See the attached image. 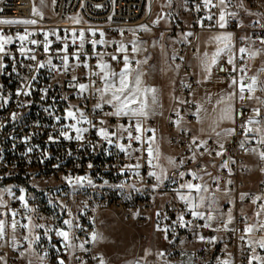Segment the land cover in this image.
I'll list each match as a JSON object with an SVG mask.
<instances>
[{"label":"built area","instance_id":"2783aa9c","mask_svg":"<svg viewBox=\"0 0 264 264\" xmlns=\"http://www.w3.org/2000/svg\"><path fill=\"white\" fill-rule=\"evenodd\" d=\"M149 1L50 0L49 14H44L39 9L42 16H37L32 11L34 7L38 8L34 0H0V20L35 19L37 23L27 27L34 33L30 39L40 42L37 45L26 44L33 50L28 55L37 57L35 61L20 55L18 52L19 41H14L13 44L6 46L10 55L3 59L6 68L0 70V98L8 100L7 104L0 107V185H11L16 197L21 195L19 189L24 188L25 193L23 194L31 208V192L37 193L43 200H46L49 191H55L56 187L63 190L65 201L75 202L74 212L70 211L71 219L84 228V232L73 229L80 237L74 243L79 245L83 240H89V243L85 244L87 251L81 250L79 247L68 250L63 240L54 235L51 242L38 247L40 257H45L43 260L48 264H58V260L61 258L65 260V264H100L102 256L97 251L95 242H91L90 235L97 232V211L105 207L125 208L128 210L130 218L134 219L135 217L142 221L152 219L156 228L159 224L161 229L165 226H173V221L180 213H184L185 221L193 220L196 224H203V220H194L174 191L179 188V184L186 181L207 186L211 191L224 189L231 193L235 202L234 227H228V230H225L221 223L218 229H190L181 228L177 224L173 226L174 232L169 231L168 239L164 238V232L159 231L166 244V248L162 250L166 253L164 257L158 256L157 260L135 258L131 261L132 264H135L137 260H140L141 264H218L219 259H229L232 264H249L252 250L248 245L250 234H245L243 229L250 221L248 214L240 210L239 205H251L252 214L256 215L261 211L260 204L264 203V199L255 204L252 203V199L256 196L264 198V177L259 179L255 187L251 186L248 179L250 167L245 159L248 149L259 145L257 143L258 136H250L245 147H240V142L245 140V134L240 125L246 123L249 117L256 120L262 119V115L255 116L252 113L250 105L252 99L240 101L235 98V110H242L243 115L235 117V134L224 150H220L214 138L201 139L186 128L178 129L176 122H174L175 124L171 123L169 143L175 149L173 156L175 168L162 183H158L155 177L148 175L149 172H155L157 166L154 168L147 163V143L142 145L139 142H133V148H139L140 151H132L129 156L121 152L114 144L109 145L102 141L95 134L101 126L98 123L99 119L108 121L104 126H107L110 131H114L116 125L124 123L126 118H107L99 109L96 110V113H91L94 104L98 102V94L85 93L84 97H81L77 94V88L69 86L70 84L90 83L89 71L98 70L94 67L97 63L96 53H108L105 56L106 61L110 60L112 54H117L115 50L118 46L119 35L130 28H138L143 23V19L149 13ZM257 2L259 1L257 0ZM213 3H218V0H213ZM197 5H201L199 10H197ZM237 9L238 0H231V3L227 4L226 13H235V18L226 16L227 28L221 29L216 24L219 19V8H204L202 0H185V12L189 18L186 29L188 35L180 44L175 61L182 67H187L189 56L197 55V36L204 30L232 32L235 48L250 47L253 50H260L264 59V44L257 39L258 36L264 38V28L260 27V25H264V19L257 18L245 22L240 18ZM209 14L213 15L211 21L205 19ZM200 22L205 26L201 27ZM209 24L214 26L207 27ZM24 27L0 24V33L15 37L17 32H24ZM81 32L85 37L83 49L79 48ZM45 33H48V40L52 41L47 53L43 50ZM73 33L76 38L75 44L72 42ZM101 33L103 36L100 35ZM242 37L251 39H241ZM100 39H103L105 43L97 44L93 48L91 41ZM65 44L68 45L67 54L69 55L67 69L58 58L65 54L61 51ZM73 53H81V61L87 62L89 68H84L82 64L77 67ZM117 55L122 58L124 53ZM259 57L260 55L254 58L244 55L243 59H237V64L240 67L247 66L246 75L248 77L256 75L260 81H264V64L260 76L253 73V61ZM49 58L55 67L47 64ZM38 63H44L45 67L37 71ZM21 65H31L32 67ZM221 65L226 69L225 71L219 70ZM117 66L120 67L122 64ZM133 66L135 67V65ZM14 68L15 71H13ZM33 75L36 76V79L31 80L29 89L32 95L16 96L17 89L22 84H27ZM239 75V73L231 71V66L226 64L225 59H221L218 65L213 66L208 84L210 86H228L230 78ZM74 76L77 77L75 81L72 80ZM91 79L97 80L96 77ZM95 86H102V82L97 80ZM179 86L183 94L180 115L186 117L188 121H194L198 111L194 94L199 88V82L189 72ZM43 89H48L46 97L43 95ZM256 91L257 93L262 92L259 85ZM65 97L67 99H64ZM2 102L3 100L0 99V103ZM69 105L81 108L89 114L90 119L97 122V128L90 129L89 133L85 134L83 143L64 140L58 135L62 125L74 123L72 120L63 119L66 115L65 109ZM104 110H111V108L105 105ZM12 113H16L15 119H12ZM57 115L62 117L61 121L55 119ZM178 118V116L174 117L175 120ZM80 126L87 127L88 125ZM248 127H254V125H248ZM70 134L75 135L74 132H70ZM49 135L56 137L57 142H50ZM113 139L115 140V138ZM194 139L195 144L193 143ZM204 141L206 143H202ZM118 142L125 145L129 143L126 139H121ZM93 144H98L99 147L93 149ZM197 145L200 146L197 147ZM260 146L264 151V146ZM29 148H32L31 152L28 151ZM219 151H223V155H216ZM89 163L93 164L91 169L88 168ZM136 163L141 165L139 169L127 167ZM153 164L156 165L155 160H153ZM260 165L264 166V160H260ZM180 172L185 173L183 178L179 176ZM191 173H196L199 179H193ZM56 176L58 182L55 185L42 183L38 180L46 177L54 179ZM66 176H87L93 183L87 185L85 182L83 187L74 189L65 179ZM173 180L177 182L173 183ZM180 191L184 193L187 190L181 189ZM244 193H247L248 196L241 200V194ZM11 197L12 203L0 216V219L7 220L11 224L9 209H12L18 210L19 215L15 218L21 224L28 223L27 217L31 214L21 207V202L18 199ZM162 197L165 198L164 202L159 201ZM224 207L228 209L230 204L226 203ZM255 223L256 220L253 221V225ZM258 225L255 236L264 238V231L259 230ZM63 229L67 230V225ZM233 229L235 231H232ZM17 230L26 229L18 227ZM194 232L206 238L215 237L216 241L214 243L202 242L198 235H194ZM242 235L245 236L244 240L240 239ZM184 241L199 242V245L188 249L182 246ZM2 242L3 240L0 239V264H23L20 251L16 250L11 257H8ZM259 250L264 255V249ZM253 264H257V262L253 261Z\"/></svg>","mask_w":264,"mask_h":264},{"label":"snow or ice","instance_id":"6c2138e0","mask_svg":"<svg viewBox=\"0 0 264 264\" xmlns=\"http://www.w3.org/2000/svg\"><path fill=\"white\" fill-rule=\"evenodd\" d=\"M171 0H169V3ZM40 3L43 4L44 0H40ZM228 3H231V0H218V3H213V0H202V6L204 8L215 7L219 8V19L216 21V24L221 29H226L228 20L227 17L235 18V13H226V6ZM239 7H243V4L240 3ZM201 5H197V10H199ZM33 13L37 16H42L39 8L34 7ZM162 18V17H160ZM153 21V24L159 23V19ZM205 19L211 21L213 20V15L209 14ZM37 21L35 19H4L0 20V24L3 25H22L24 27V32L20 33L17 32L15 37L13 35H5L0 33V70L6 68V65L3 63V59L5 56H9L10 52L6 50L7 45H11L14 41H19L18 52L21 56H24L28 59L35 61L37 57L35 55L29 56L28 53L32 52L31 48H28L26 44L37 45L40 43L36 39H30L31 36L34 35L33 32L29 31V25H35ZM201 23V27L205 25ZM214 25L209 24L207 27H213ZM260 27L264 28V25H260ZM150 31V27L147 24L140 25L138 29H134L133 31ZM55 34V33H53ZM123 34V33H121ZM103 36V33L100 34ZM190 35V34H189ZM73 43H76L75 33H73ZM59 39V37H57ZM241 39H251L250 37H242ZM262 44H264V38L257 37ZM79 48H84V33L81 32L79 34ZM212 40L217 44L215 52L211 54L209 57L208 53H204L201 63L204 67L205 72L208 76H211L213 66L218 65V62L221 59H225L227 65L231 66V71L235 73H239V76H232L230 78V86L236 91L229 93L226 97H223L219 103L225 105V107L221 110V119L224 120H232L235 122V116H242V110H234L231 101L235 98H238L240 101H244L245 99H252V94L255 93L257 86L259 85L262 90H264V81H260L258 76L254 75L248 77L246 75V65L244 67H240L237 64V59H243L244 55L249 56L250 58H254L259 54L260 50H253L250 47H239L235 48L233 45L234 35L232 32L225 31L224 33L218 34L212 38ZM44 43H43V50L45 53L49 51L50 45L52 41L48 40V33L44 34ZM105 41L103 39L91 41L92 47L95 48L97 44H104ZM131 53H139L141 51L140 42L137 40L131 41ZM65 54L63 56L58 57L61 60L62 65L67 69L69 67V55L67 54L68 45L65 44L61 49ZM116 53H125L122 58L119 57L117 54H112L110 59L111 61L115 62L116 65H121L120 67L114 66L112 63H109L105 60V56L108 53H96L97 63L94 67L98 70H90L88 73L90 83H78V84H70V87H75L78 89V95L84 97L85 93H91L93 95L98 94V102L94 104V107L91 109V113H96V110H101L104 117L107 118H126L124 123H118L115 127L114 131H110L107 126H104L108 123L105 119H99L98 123L101 125L96 130V136H98L102 141L106 142L109 145H113L118 148L121 152L126 153L127 155L131 156L132 151L139 152V148H133V142H139L140 144L147 143V163L152 167H156L157 165L153 164V160L159 159V151L158 149H154L153 143L155 140L154 136V129L151 128H144L143 121L149 115V111L153 109L155 105H157V97H156V89L153 87H146L144 86L143 77L145 73L143 72L141 65L146 64L147 58L143 61L135 59L134 55H129L128 49L123 41L118 42V46L116 48ZM86 55V54H85ZM74 59L77 61L76 66H82L84 68H89V64L85 61H81V53H73ZM48 65L55 67L52 65L51 58L47 61ZM135 65V67L133 66ZM23 67L31 68V65H21ZM44 63H38L36 70L38 71L41 68H44ZM219 70L225 71L226 69L221 65ZM15 71V68L13 69ZM92 77H96L98 81L102 82V86H95L97 84V80H92ZM36 76L33 75L27 84H22L16 91V96H31L32 92L29 90L31 88V80H35ZM77 77H72V80L75 81ZM249 81V82H246ZM44 97L47 96L48 89L42 90ZM86 98V97H85ZM3 100L0 103V107H3L4 104L8 103L6 98H0ZM64 99H67L66 97ZM257 99H259L257 97ZM261 104H264V100H260ZM110 106L111 110H104V106ZM23 106V105H21ZM66 115L63 117L65 120H72L74 123H70L67 125H62L59 129V137H62L64 140H75L78 142L83 143L85 141V134L89 133L90 129L97 128V122H94L93 119L89 118V114H87L81 108L76 107L75 105H69L67 109H65ZM255 116H260V109H253ZM51 114V113H50ZM16 118V113H12V119ZM57 121H61L62 117L57 115L55 116ZM88 125L87 127H81L80 125ZM248 125H254V127H248ZM240 127L245 134V140L240 142V147L244 148L245 143L250 136H258L257 143L259 145H264V119L256 120L252 117H249L246 123H242ZM70 132H74L75 135H71ZM146 132H153V136L145 137L144 133ZM227 135H234L235 129H227ZM219 135V133H217ZM115 138V140L113 139ZM121 139H126L129 143L127 145L119 143L118 141ZM48 140L52 143L57 142V138L49 135ZM90 143V142H89ZM195 144V139L193 140ZM206 143V141L202 142ZM200 145H197L199 147ZM99 147L98 144H93L92 148L95 149ZM220 149L223 150L224 145H219ZM131 149V151H129ZM29 152L32 151V148L28 149ZM253 153L258 151L257 148L248 149ZM155 153V154H154ZM70 154V153H69ZM259 157L264 160V151L258 152ZM216 155L220 156L223 155V151H219ZM195 157L193 156V159ZM172 161H170L171 163ZM227 165L225 164V167ZM93 164L89 163L88 168H92ZM128 168H135L139 169L141 165L136 163L135 165H128ZM149 176L155 177L157 180H161L162 177L158 176L156 172H149ZM185 175L184 172H180L179 176L183 178ZM193 179H199L196 173H191ZM65 179L68 181L69 184L73 186L74 189L83 187L85 182L87 185H92V180L87 176H66ZM177 181L173 180V183ZM186 189L187 194L182 193L180 190ZM21 195L18 197L15 196L11 188L0 190V208H7L8 205L6 202L3 201L2 195L6 192L9 196H13L15 199H18L21 202V207L24 208L28 213H32L34 211L33 208L29 207V203L23 193H25L24 188L19 189ZM180 201H182L186 208L187 212L194 218V220H203V224H196L193 220L185 221L184 213H180L177 215L175 221H173V226L177 225L181 228H190V229H199V228H211L212 222L220 219L221 223L225 230H228V225L233 222L234 217L232 216L231 212L229 211L227 215V221L224 222L222 217L223 213L219 216H213L211 214H206L205 212H201L198 209L205 204L206 197L202 194L208 191L207 186L201 184H193L191 181H186L184 183L179 184V188L174 189ZM193 192L196 195H193ZM248 196L247 193L241 194V200L245 199ZM208 207L211 209L213 204L216 203L215 199L212 197H208ZM261 196H256L252 199V203L255 204L257 201H261ZM199 201V203H197ZM50 204L53 202L50 200ZM261 211L256 213L257 216L264 214V203L260 204ZM11 213V230H12V242H16V231L19 228L27 229L28 235L24 236L23 238L29 241V247L33 244H38L42 238L41 234L32 235L35 229H44L43 236L48 237L49 240L51 237L49 233L53 231L51 227H46L44 224H36L32 222V216L29 215L27 217L28 223L21 224L19 220L15 217L19 215L18 210L9 209ZM71 215V213H68ZM159 216V213H157ZM167 219V216H165ZM64 225H67V230L57 227L55 229V236L59 237L63 240L65 247L68 250H72L76 247H79L81 250L87 251L85 249V244L89 243V240H83L79 245L75 244L74 241L79 240L80 237L76 235L73 229H79V231L84 232V228L82 225L78 223H74L72 219H65L63 221ZM173 226H165V228L161 229L159 224H157V231L164 232V238L168 239L169 231L174 232ZM7 222L5 220L0 219V239H3L6 232ZM259 230L264 231V222H261L258 225ZM257 229V226L254 225H246L243 229L245 234H251L254 230ZM232 231H235L233 229ZM194 235H198L199 240L202 242L207 243H214L216 241L215 237L206 238L203 235H199L198 233L194 232ZM102 234L98 232H93L90 235L91 242H97L102 240ZM241 240L245 239V236L242 235L240 237ZM249 247L252 248L253 252H255V247L258 246L261 249H264V239L259 241H248ZM55 247V245H53ZM164 251H160L157 253L158 256L164 257ZM146 255H151L150 250H146ZM45 257H40L43 260ZM95 259V257H93ZM253 261H256L257 264H264V257L260 255H252L249 257V264H253ZM58 264H65V260L63 258L58 260ZM100 264H105L103 257H100ZM132 264V262H129ZM135 264H141L140 260H137ZM218 264H232L231 260L229 259H219Z\"/></svg>","mask_w":264,"mask_h":264},{"label":"rangeland","instance_id":"374dc122","mask_svg":"<svg viewBox=\"0 0 264 264\" xmlns=\"http://www.w3.org/2000/svg\"><path fill=\"white\" fill-rule=\"evenodd\" d=\"M258 1L238 0V5L240 3L243 4V7L238 6L237 9L243 21L249 22L257 18L264 19V0ZM34 2L44 14H49L50 0H44L43 4L40 3V0H34ZM261 4L263 5L261 6ZM158 18H160L159 23L153 24L152 22ZM188 22L189 18L185 12V0H171L170 3L169 0H150L149 13L143 19L141 25L147 24L151 30L147 32L137 30L134 32L133 30L138 28H130L119 35V42L123 41L128 49L127 54L134 55L135 59L141 61L147 58L148 62L141 65L145 73L143 77L144 86L153 87L157 90L156 97L158 102L149 111V115L144 119L143 124L146 129H154L155 140L153 147L158 150L161 148L165 155L168 154L170 159L171 156L173 158L175 149L169 143V126H171V123L176 122L177 119L175 120L174 117L178 116L186 119V117L180 115L183 94L179 85L189 72L197 78L198 82L199 78L202 81L208 79V74L204 70L201 59L204 53H208L210 57L215 52L217 44L212 38L225 32L215 30L200 32L197 36V55L195 57L189 56L186 63L187 67H182L175 61V57L180 44L188 35L186 32ZM133 40L140 42L141 51L139 53H131V41ZM107 61L118 67L111 59ZM253 64V73L260 76V71L264 64L262 55L255 59ZM211 87L219 90V92L216 95H211L215 105L212 107L210 117L204 119L203 127L208 128L207 131L211 132L224 131L229 127L230 120L221 119V110L225 105L218 101L228 95V93L220 91L227 86ZM257 97L252 98L250 104L252 112L253 109L259 108L260 115H262L261 118L264 119V104L260 103V100H264V90ZM144 136H153V132H146ZM160 163L161 161L158 159V168H160ZM163 163V167L167 170V162L164 161ZM38 180L51 185H55L58 182L57 176L54 179L46 177ZM7 188L12 189L13 187L11 185H0V190ZM30 196L32 198V208L34 209L31 213L32 222L51 227L53 229L49 233L51 239L49 240L48 237L42 235L45 231L44 229H35L32 235L41 234L42 238L38 244H33L29 247V241L23 238L29 234L26 229L16 231V242L13 243L10 223L5 220L7 222V235L2 239V245L6 249V256L8 257H11L16 250H19L23 264H48L40 259L38 247L52 241L57 227H66L63 221L71 219L72 214L69 215L68 213L70 211L74 212L75 202L71 200L65 201L63 190L58 189V187H56L55 191H49L48 199L46 200H43L42 197L34 192H31ZM11 198L6 192L2 195V199L7 203L8 207L12 203ZM50 200L53 202L52 204L49 203ZM7 208H0V216L5 213ZM128 213L127 209L115 206L105 207L97 211L96 228L97 232L102 234L103 239L95 242V246L103 257L105 264H129L135 258L157 260V253L165 248L161 234L157 231L152 219L145 221L138 220L135 217L132 219ZM146 250H150L151 255H146Z\"/></svg>","mask_w":264,"mask_h":264},{"label":"crops","instance_id":"0c3cea01","mask_svg":"<svg viewBox=\"0 0 264 264\" xmlns=\"http://www.w3.org/2000/svg\"><path fill=\"white\" fill-rule=\"evenodd\" d=\"M258 55H261L260 52ZM208 78H209V76H208ZM220 91L229 94V93L236 91V89H233L230 85H228L225 89H222ZM218 92H219V90H216L215 88L208 85V79H205V81H202L201 78H199V88L194 94V99L198 105L197 117L194 121H188L185 118L180 117L179 119L176 120V127L178 129L186 128V129L192 131L193 133H195L197 135V137H199L201 139L212 137L216 140L218 145L223 144L224 148H225L226 144H228L234 136V135H227L226 130L227 129H235V122L230 120L229 127L226 130L219 131V132L207 131L208 128L203 127V124L205 123L204 119H207L210 117L211 112H212V107L215 105V101L211 99V95H216V94H218ZM255 93H257V91ZM258 95H259V93L255 94L254 98L257 97ZM231 103H232L233 108L235 110L234 99L231 101ZM234 119H235V117H234ZM217 133H219V135H217ZM224 148H223V150H224ZM251 148H257L258 151L256 153L248 151L245 159H246V162L248 163V165L250 167V174L248 176V179L250 180V185L255 187L257 185V182L259 181V179L264 177V166L260 165V160H262V159L259 157V154H258L259 151H262L261 146L257 145V146H252ZM158 151H159V160L161 161V163H160V168H158V166H159L158 160H155L156 165H157L155 172L158 176L162 177L161 180H157L158 183H162L163 180L169 174H171L174 171L175 165H174V161H173L172 156L170 159V157H168V154L165 155V152H163L161 148ZM164 161L167 162V166H168L167 170H165V168L163 167ZM170 161H172V162L170 163ZM207 188H208V191L202 193L206 197L205 204L203 206H201L198 210L201 212H205L206 214H211L213 216H219L221 213H223L225 215H223L222 219L224 222H226L227 221V215L226 214L229 211L231 212L232 216L234 214L235 202H234L233 195L224 189H219L218 191H211L209 187H207ZM184 194H187V191L184 192ZM193 195L195 196L196 193L193 192ZM208 197H212L216 201V203L213 204L211 209L208 207V202H209L207 199ZM161 201L164 202L165 198L162 197ZM197 203H199V201H197ZM226 203L230 204V207L228 209H226L224 207L226 205ZM239 208H240V210H242L248 214L249 221H250V223L248 225H253L254 220H256V223L254 224V226H257L260 222L264 221V214H262L260 216L252 214L251 205H239ZM220 224H221V220L217 219V220L212 222V226L210 229H218L220 227ZM228 227L229 228L234 227V219H233V222L228 225ZM261 239H264V238H260V237L255 236V230H254V232L250 234L248 241L249 240L259 241ZM198 245H199V242L193 243V242H189V241H184L182 243V246H184L188 249H192L194 247H197ZM165 248H166V244H165ZM259 249H261V248L256 246L255 252H253V250H251L250 256L255 254V255H260V256L264 257V255L260 252Z\"/></svg>","mask_w":264,"mask_h":264}]
</instances>
